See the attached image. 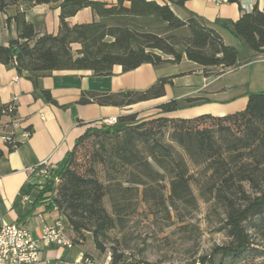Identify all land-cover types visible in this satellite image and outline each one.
Segmentation results:
<instances>
[{
    "label": "trees",
    "instance_id": "16d2710c",
    "mask_svg": "<svg viewBox=\"0 0 264 264\" xmlns=\"http://www.w3.org/2000/svg\"><path fill=\"white\" fill-rule=\"evenodd\" d=\"M184 2L178 0L176 4L183 6ZM41 5L60 10L58 34H40L25 20L24 13L15 15L12 18L18 22L20 34L0 46V64L15 67L20 76L30 80L36 99L60 108L66 107L40 85L42 78L55 71H90L96 77H108L115 66L127 73L145 64L177 65L186 58L205 69L221 68L225 72L242 62L238 48L225 44L212 24L194 13L181 19L168 2L160 5L148 0H117L109 5L94 0H0V11ZM84 9H90L97 20L71 26L68 19ZM241 10L238 21L223 26L254 57L264 55V12L257 5L250 12L242 6ZM144 22L166 24L171 32L185 29L188 35L164 37L138 25ZM169 83V79H162L146 91L86 92L77 104L129 107L162 98ZM248 97L244 111L224 117L168 118L163 115L183 108L178 101H171L158 107L159 117L149 120L129 114L119 117L113 126L90 124L68 152L58 173L60 183L55 187L51 181L41 191L38 202L45 192L53 193L49 208L52 204L60 208L67 219L68 234L71 231L77 236L72 237L75 242L85 238V233L91 234L96 249L105 253L109 233L124 226L140 195L146 203L163 202L162 195L154 196V192L161 191L156 182L163 174L170 182L171 208H190L196 203L189 161L202 169L204 187L225 211L224 230L230 243L216 247L213 255L240 257L251 246L249 230L256 228L257 220H264V92ZM5 105H0V122ZM19 146L20 142L16 147L7 145L8 152ZM4 156L0 149V160ZM246 191L258 192L252 195ZM113 251L110 264H149L131 262L123 252ZM200 262L215 264L207 257Z\"/></svg>",
    "mask_w": 264,
    "mask_h": 264
},
{
    "label": "crops",
    "instance_id": "0c3cea01",
    "mask_svg": "<svg viewBox=\"0 0 264 264\" xmlns=\"http://www.w3.org/2000/svg\"><path fill=\"white\" fill-rule=\"evenodd\" d=\"M94 1L109 5L117 3V0ZM148 1H155L160 5L168 2L176 15L183 20L188 18V13L204 18L215 27L225 43L227 40L228 45L238 48L239 57L243 51V58L240 57L243 64L233 71L223 72L221 68L205 69L184 58L177 65L145 64L127 73L123 72L121 66H115L113 74L108 77H96L90 71H55L52 75L42 78L40 85L42 89L51 93L60 106L66 108L36 99L30 80L20 76L15 67L0 64V105H5L16 98L17 117L21 127L31 132L30 137L21 141L20 146L11 153L8 152L7 145L0 140V149L5 154L0 160V228L5 224L16 223L35 232L45 225L54 223L58 214L49 208L50 192H45L42 200L38 202L41 191L37 188V179L30 171L50 159L54 172L58 175L68 152L73 149L76 140L88 125L100 124L105 120L129 114H138L140 119L149 120L159 117L158 107L171 101H178L183 108L163 115L168 118L193 119L203 115L224 117L244 111L248 104V95L261 92L239 90V87L247 82L244 77H236L231 81L227 79L228 76L243 71L249 80L259 78L264 82V55L254 57V54L223 26L225 23L240 19L243 14L240 3L232 4L224 0H185L181 6L176 4L178 0ZM254 5L264 12V0H253V5L246 8L247 12H250ZM21 8L24 9L25 20L34 24L40 34H58L60 10L56 6L41 5L30 9L26 6H14L5 12L0 11V46H6L9 41L19 36V24L12 17L22 13ZM94 20H97V17L93 12L84 9L69 18L68 23L75 26L88 24ZM214 69L220 70L219 74H213ZM162 79H169L171 83L165 86V95L156 100L124 108L77 104L82 94L86 92L117 94L126 91H146ZM229 94L233 95L228 97ZM188 99L198 101L187 104L184 101ZM6 122V119H2L1 125ZM21 194L28 195L31 202L23 203ZM78 247L83 250L76 261L85 252L84 247ZM52 249L57 248H48L42 252L40 263L45 261V254H49L47 255L49 262L53 260L50 254Z\"/></svg>",
    "mask_w": 264,
    "mask_h": 264
},
{
    "label": "rangeland",
    "instance_id": "374dc122",
    "mask_svg": "<svg viewBox=\"0 0 264 264\" xmlns=\"http://www.w3.org/2000/svg\"><path fill=\"white\" fill-rule=\"evenodd\" d=\"M138 25L143 26L145 31L164 37L171 34L188 35L185 29L171 32L167 29L166 24L144 22L138 23ZM225 44L228 45L227 40ZM243 54L241 51V58H243ZM242 64L241 62L240 66ZM212 71L216 75L220 72L217 69ZM236 77H244L247 80L246 84L239 87V90L264 92V82L259 78L249 80L246 72L242 71L228 76L227 79L231 81ZM235 93L236 90L233 94ZM233 94H229L228 97ZM188 164L194 179L192 193L196 199V203L192 207L179 206L177 210L170 207V182L169 178L163 174L156 182L161 191L154 192V196L162 195L163 202L157 205L153 200L146 203L143 201V196L140 195L136 200L134 213L130 214L124 226L109 233V241L105 244V253L97 250L91 234L85 233L86 237L79 239L81 242L76 240L74 249H52L50 254L53 260L49 262L47 260L49 254H45V261L40 264L76 262L77 256L83 250L78 246L84 247V255L90 257L95 264H104L114 249L123 252L129 261L134 263L143 261L149 264H201L200 259L207 257L213 258L215 264H264V220L261 219L257 220L256 228L249 230L251 246L247 252L238 258L213 255L216 247L230 243L224 230L225 211L223 206L213 199L206 186L204 187L205 177L202 169L195 168L189 161ZM99 172L102 176L100 167ZM246 192L253 195L258 191ZM106 207L111 212L108 199H106ZM70 236L77 238L71 231Z\"/></svg>",
    "mask_w": 264,
    "mask_h": 264
},
{
    "label": "built area",
    "instance_id": "2783aa9c",
    "mask_svg": "<svg viewBox=\"0 0 264 264\" xmlns=\"http://www.w3.org/2000/svg\"><path fill=\"white\" fill-rule=\"evenodd\" d=\"M224 2H228V0H224ZM240 4L246 9L253 5V0H240ZM21 12H24L23 8H21ZM5 106L1 116L7 122L4 125L0 124V140L5 145H15L16 147V143L27 140L31 132L21 127V122L17 117V99H13ZM117 122L118 118H111L103 123L113 126ZM30 173L37 179V188L40 191H43L51 181L55 187L60 183V178L55 174L50 159L39 164ZM53 196V193H49V202ZM20 198L25 204L31 202L28 195L21 194ZM52 210L58 214L54 223L45 225L35 232L16 223L5 224L0 228V264H38L45 249L56 247L71 250L75 248L76 242L66 229L67 219L65 215L55 204H52ZM111 260L112 255L110 254L104 264H110ZM72 264L95 263L90 257L83 255Z\"/></svg>",
    "mask_w": 264,
    "mask_h": 264
}]
</instances>
